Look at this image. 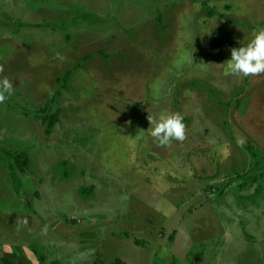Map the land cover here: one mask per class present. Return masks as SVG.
<instances>
[{"label": "rangeland", "instance_id": "rangeland-1", "mask_svg": "<svg viewBox=\"0 0 264 264\" xmlns=\"http://www.w3.org/2000/svg\"><path fill=\"white\" fill-rule=\"evenodd\" d=\"M258 29L264 0H0V264H264V73L226 69Z\"/></svg>", "mask_w": 264, "mask_h": 264}, {"label": "clouds", "instance_id": "clouds-1", "mask_svg": "<svg viewBox=\"0 0 264 264\" xmlns=\"http://www.w3.org/2000/svg\"><path fill=\"white\" fill-rule=\"evenodd\" d=\"M228 73L251 77L264 73V29H258L246 45L232 49L231 59L226 63ZM14 92L8 78L0 80V102ZM151 127L147 134L156 138L160 145H167L173 140L183 141L186 134L184 117L180 113L162 110L157 115L149 116Z\"/></svg>", "mask_w": 264, "mask_h": 264}, {"label": "trees", "instance_id": "trees-1", "mask_svg": "<svg viewBox=\"0 0 264 264\" xmlns=\"http://www.w3.org/2000/svg\"><path fill=\"white\" fill-rule=\"evenodd\" d=\"M21 162L25 165H28V155L27 154H21L20 155ZM138 244H142L140 241H137ZM4 264H17L16 258L13 257H6L4 258ZM112 264H129L126 261L122 260L121 258H117Z\"/></svg>", "mask_w": 264, "mask_h": 264}]
</instances>
